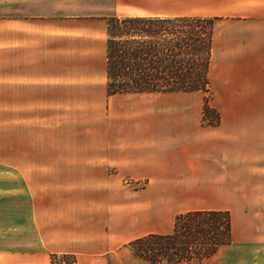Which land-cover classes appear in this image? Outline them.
Listing matches in <instances>:
<instances>
[{"label": "crops", "instance_id": "0c3cea01", "mask_svg": "<svg viewBox=\"0 0 264 264\" xmlns=\"http://www.w3.org/2000/svg\"><path fill=\"white\" fill-rule=\"evenodd\" d=\"M122 1L0 15V264H150L128 242L203 209L229 211L232 240L190 264H264V0H178L216 17L217 124L200 91L176 109L170 92L108 94Z\"/></svg>", "mask_w": 264, "mask_h": 264}, {"label": "trees", "instance_id": "16d2710c", "mask_svg": "<svg viewBox=\"0 0 264 264\" xmlns=\"http://www.w3.org/2000/svg\"><path fill=\"white\" fill-rule=\"evenodd\" d=\"M215 20L185 14L108 17V94L209 91ZM231 240L229 211L203 209L178 213L171 231L145 234L128 246L150 264H190Z\"/></svg>", "mask_w": 264, "mask_h": 264}, {"label": "rangeland", "instance_id": "374dc122", "mask_svg": "<svg viewBox=\"0 0 264 264\" xmlns=\"http://www.w3.org/2000/svg\"><path fill=\"white\" fill-rule=\"evenodd\" d=\"M110 0H0V15L9 13H49L53 10H65L66 12H75L86 10L92 4L99 6L106 5ZM136 5H130L127 0H123L118 6V14L120 16L133 14H158V15H174L186 13L189 8L178 0H135ZM205 16V15H200ZM202 94V124H217L220 120L219 112L209 104V91H200ZM169 93V92H168ZM178 94L182 92L169 93V108L176 109L178 104ZM206 106L209 108L207 110ZM0 154H1V134H0ZM142 184V183H137ZM174 197H170V200ZM182 213V212H181ZM178 213L174 214L170 219L168 231H171L174 218ZM232 224V223H231ZM166 233V232H165ZM166 264V263H162ZM177 264V263H171Z\"/></svg>", "mask_w": 264, "mask_h": 264}, {"label": "built area", "instance_id": "2783aa9c", "mask_svg": "<svg viewBox=\"0 0 264 264\" xmlns=\"http://www.w3.org/2000/svg\"><path fill=\"white\" fill-rule=\"evenodd\" d=\"M60 264H75V261H74V259H64V260H62L61 262H60Z\"/></svg>", "mask_w": 264, "mask_h": 264}]
</instances>
